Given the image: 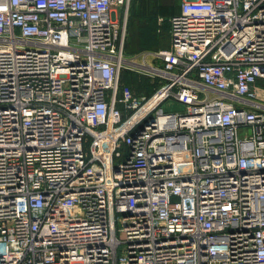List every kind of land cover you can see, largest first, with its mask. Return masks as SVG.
<instances>
[{
	"label": "built area",
	"instance_id": "2783aa9c",
	"mask_svg": "<svg viewBox=\"0 0 264 264\" xmlns=\"http://www.w3.org/2000/svg\"><path fill=\"white\" fill-rule=\"evenodd\" d=\"M131 2L0 0V264H264V0Z\"/></svg>",
	"mask_w": 264,
	"mask_h": 264
},
{
	"label": "trees",
	"instance_id": "16d2710c",
	"mask_svg": "<svg viewBox=\"0 0 264 264\" xmlns=\"http://www.w3.org/2000/svg\"><path fill=\"white\" fill-rule=\"evenodd\" d=\"M148 1L149 0H142L141 2H138V0H132L131 2L128 19L129 36H127V41L125 44V50L128 54L142 51L144 48L160 50L161 46H159V43L161 42L162 38L156 35V30L158 28L157 20L159 15L155 18V0H150L152 1L151 6L149 5ZM180 4L181 0H176V8L173 7V9L167 13L168 15L165 16L164 21L166 20V22H168L165 25L166 28L169 26L170 29L169 18L180 11ZM149 12L151 13L147 16V13ZM140 20L141 22H139ZM134 26H137L138 28L135 33L133 31ZM165 48L168 49V47ZM123 77L124 74L121 78V82L124 84ZM152 91L153 89H151V92Z\"/></svg>",
	"mask_w": 264,
	"mask_h": 264
},
{
	"label": "rangeland",
	"instance_id": "374dc122",
	"mask_svg": "<svg viewBox=\"0 0 264 264\" xmlns=\"http://www.w3.org/2000/svg\"><path fill=\"white\" fill-rule=\"evenodd\" d=\"M141 2L142 0H138V2ZM176 0H155V18L156 16H167L168 12L171 11L174 8H176ZM137 13V12H136ZM151 12L147 13V16L150 15ZM159 16H158V22H159ZM139 19V18H138ZM141 22V20L139 21ZM143 22V21H142ZM168 22L163 21L162 23H159V26L156 30V35L160 36L161 42L159 43L160 48H165L170 46V29L169 26L166 28V24ZM137 26L133 27V31H137ZM129 36V31L127 32ZM164 39V40H163ZM143 50H152L149 48H144ZM142 50V51H143ZM125 72V73H124ZM123 82L125 85L130 86L132 91L137 95H143L148 94L151 92V89H153V84L151 82V78L145 73H139L133 70L125 69L122 71ZM185 105L181 102H178L176 100H168L162 104V108L166 112H176V111H183L185 110Z\"/></svg>",
	"mask_w": 264,
	"mask_h": 264
},
{
	"label": "crops",
	"instance_id": "0c3cea01",
	"mask_svg": "<svg viewBox=\"0 0 264 264\" xmlns=\"http://www.w3.org/2000/svg\"><path fill=\"white\" fill-rule=\"evenodd\" d=\"M149 2V5L151 6L152 5V1H148ZM159 17H164V16H159ZM165 18V17H164ZM159 23L158 20H157V26H159ZM170 48V46L168 47V49ZM160 50H167V48H160ZM144 51V50H143ZM141 52V51H139ZM139 52H136V53H139ZM130 54H134V53H130Z\"/></svg>",
	"mask_w": 264,
	"mask_h": 264
}]
</instances>
